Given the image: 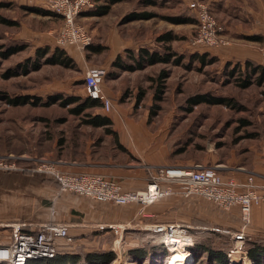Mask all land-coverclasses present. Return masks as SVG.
<instances>
[{
  "label": "rangeland",
  "instance_id": "374dc122",
  "mask_svg": "<svg viewBox=\"0 0 264 264\" xmlns=\"http://www.w3.org/2000/svg\"><path fill=\"white\" fill-rule=\"evenodd\" d=\"M0 1L11 3L10 7L0 8V11L20 21L18 26H0V44L5 47L21 43L26 44L24 50L7 59H2L0 56V154L8 152L14 155L26 153L39 157H45L41 155L47 154L55 157L67 156L68 158L76 156V153L81 151L82 144L89 137V131L92 128L81 124L82 117L71 114L68 110L69 106L64 107L59 103L51 105L30 103L15 106L6 102L2 95L5 93L9 95L27 94L39 97L42 101L58 94L64 96L75 94L85 97L84 80L88 68L100 66L108 58L107 50L115 55L118 48L107 47V50H103L104 52L95 53L86 48V50H78L75 46L60 45L73 58V66L42 64L37 70H30L27 74L5 79L1 75L4 70L15 67L19 62L24 63L35 59L38 48L51 46L53 49V47L59 46L57 36L63 20L58 15L43 14L25 9L24 7L36 6L20 5L18 0ZM154 1H156V5H144V0H121L112 5L113 10L109 15L93 16L89 18V21L82 13L78 17V21L90 30L93 35L92 43L94 46H102L98 44L100 39L112 35L113 39L119 36L124 40H138L139 44L144 43L147 47L158 48L159 46L155 41L158 33L173 29L178 34L180 38L172 42L173 48L178 53L185 55L184 63H190L191 66L187 68L184 65L159 63L147 68L148 76L153 77V79L158 76L161 69L169 70V76L164 80L166 85L164 99L159 102L160 107L158 109L152 106L154 101L150 108L156 111V114L152 115L151 118L158 122L164 121L169 127L167 138L172 149V158L175 160L200 159L208 156L212 150H218L222 156H225L229 154L231 149L238 150L242 145L248 143L249 139L255 138L237 137L246 135L250 131L259 132L260 136H264V83L262 85L253 83L247 88L241 87L239 83L244 79L243 71L237 68L234 74L229 73L233 61L223 62L218 59L216 62L206 65L201 64L200 61L191 63L189 56L195 51H208L209 56L214 54L210 47L196 50L197 48H193L190 44L191 39L196 34V24H175L162 18V16L125 20V16L132 11L146 9L155 11L159 15H177L178 13L187 15L186 7L191 2L190 0ZM40 8L46 9L47 7L40 6ZM99 19L106 21L99 25V22H96ZM104 25H107L105 29ZM131 50L137 53L139 48H132ZM121 56L122 62H130L128 50H124ZM228 63L231 65L227 66ZM115 71L113 68L110 69L104 78V83ZM149 85L146 91L153 93L154 90L155 92L156 81L153 80ZM199 93L209 96L230 97L234 106L203 103L195 106L192 111L186 110L185 107L189 106L188 97ZM146 103L148 102H142V105H148ZM243 120H247L248 124L243 125ZM47 158L50 156L48 155ZM197 224L198 227H203V230L214 233L217 230L216 226L220 227L218 229L220 231H228L226 234L228 237L211 236L212 233L206 234L207 236L201 238L203 243L201 245L215 246L216 248L222 245L228 248L226 251L231 264H255L246 253L248 237L258 236V234H253L250 231L251 221L246 229V237H248L247 239L245 237L243 241L234 240L232 234L237 231V228L242 227V222L239 227L215 224L211 219L203 220ZM137 229L141 228L129 226L128 229H124L122 234L111 233L105 241L99 236L92 238L93 235H88L87 238L83 235H75L69 245L74 249L73 251H80L81 253L89 250H113L116 253V258L110 264H135V258L130 253V249L138 246L134 236ZM184 254L187 255L185 256L186 260L176 262V264H196L200 259L203 260L207 257L206 254L203 255L200 252L196 254L191 250L184 252ZM174 255L173 250L168 251L167 264L175 262L173 261ZM162 259L163 257L158 258L161 262ZM0 264L10 263L0 260Z\"/></svg>",
  "mask_w": 264,
  "mask_h": 264
},
{
  "label": "crops",
  "instance_id": "0c3cea01",
  "mask_svg": "<svg viewBox=\"0 0 264 264\" xmlns=\"http://www.w3.org/2000/svg\"><path fill=\"white\" fill-rule=\"evenodd\" d=\"M207 1L225 25L223 34L229 41L226 45L212 47L214 55L223 62L252 60L264 64V0ZM18 2L20 5L47 7V0ZM93 16L96 15L84 17L90 21L89 18ZM104 21L99 19L96 22L100 25ZM110 36L100 39L98 44L102 45L101 50L95 53H102L107 47L118 48L115 55L107 50L108 58L100 65L106 69V75L111 68L116 70L108 81L102 83L104 93L112 100V107L106 111L102 106L95 112L111 118L109 127L112 131L107 132L105 126L85 125L92 130L76 156H41L49 155L61 161V168L70 172L100 173L121 183L125 190L145 189L158 167L175 164L216 165L224 177H233L241 182L248 174L254 173L257 183L264 184V136L249 139L240 149H231L225 156L218 150H212L208 156L200 159H173L167 138V123L158 122L150 116L154 90L153 93L147 90L140 104L135 105L139 88L147 89L152 82L147 73L149 66L131 71L114 64L116 57L122 55L124 50L137 49L146 44H139L138 40H124L119 36L113 39ZM249 36H260L261 39L253 40ZM86 49L91 51L90 48ZM84 93H87L85 87ZM145 101L148 105L144 106L142 102ZM21 155L28 157L21 161L26 166L24 170H0V246L11 243L13 227L17 224L29 231L50 221L62 222L69 224L73 236L83 235L88 238V235H93L92 238L99 236L104 241L113 232L100 230L101 225L134 226L149 230L148 226L152 223L176 222L188 226L190 230L197 222L207 219L221 225L239 227L241 224L238 206L225 210L203 198L173 194L151 204L141 205L99 202L77 193L60 192L51 176L31 169L36 164L35 159L41 157L26 153ZM251 222V233L264 236V200L253 206Z\"/></svg>",
  "mask_w": 264,
  "mask_h": 264
},
{
  "label": "built area",
  "instance_id": "2783aa9c",
  "mask_svg": "<svg viewBox=\"0 0 264 264\" xmlns=\"http://www.w3.org/2000/svg\"><path fill=\"white\" fill-rule=\"evenodd\" d=\"M94 4V0H48L47 8L59 14L63 20L57 36L59 45L75 46L79 50H84L92 44L93 35L78 21V17ZM190 7L194 9L198 18L196 34L190 41L193 47H218L229 43L223 34L225 26L219 21L208 2L192 0ZM262 51L264 52V46ZM106 73L102 66L89 67L85 75V88L89 96L101 99L103 108L109 111L112 100L104 93L102 87ZM27 158L25 155L11 153L0 155V170H24L26 166L21 161ZM35 162L31 169L55 179L60 192L77 193L99 202L148 205L166 196L179 194L186 198L206 199L225 210L238 206L242 227L232 233L236 241L245 239L252 208L264 200V184L257 183L254 173L248 174L241 182L233 177H224L216 165L160 166L145 189L125 190L121 183L100 173L64 170L59 165L61 161L52 158L41 157L35 159ZM110 227L115 234H122L129 226ZM148 228L163 233V242L169 252L173 249L186 252L193 246V236L189 227L184 224L158 222L150 224ZM60 238L72 240L69 224L50 221L36 230L29 231L23 230L22 225L17 224L13 227L11 243L0 246V260L12 264H26L28 259L53 257L56 253L55 242Z\"/></svg>",
  "mask_w": 264,
  "mask_h": 264
},
{
  "label": "trees",
  "instance_id": "16d2710c",
  "mask_svg": "<svg viewBox=\"0 0 264 264\" xmlns=\"http://www.w3.org/2000/svg\"><path fill=\"white\" fill-rule=\"evenodd\" d=\"M121 0H94V6L83 11L84 15H96V16H104L111 12L112 5L119 2ZM169 1V0H168ZM144 5H156V1L154 0H144ZM11 6L10 2L0 1V8H8ZM189 6V7H188ZM187 15H181V13L169 14V15H159V13L155 11L142 10V11H132L131 13L125 16V20H133L139 18H150L154 16H162V18L175 23V24H183V23H194L198 24V18L194 9L190 7L188 3ZM25 9L35 11L43 14L50 15H58L59 14L51 11L50 9H42L40 7H24ZM212 9V8H211ZM213 10V9H212ZM214 12V11H213ZM81 13V14H82ZM61 17V16H60ZM220 21V20H219ZM221 22V21H220ZM222 23V22H221ZM20 25V21L15 17H11L9 15L4 14L0 11V26H18ZM88 28V27H87ZM89 30V29H88ZM90 31V30H89ZM197 31V29H196ZM180 37L173 29H167L157 34L155 37V41L158 44V48H151L147 46L139 47L137 53L128 50L130 62H122V56L118 55L117 59L114 61V64L120 66L124 70H139L146 68L150 65H155L158 63L163 64H173V65H184L189 68L191 65L184 63L185 55L178 53L172 45V42L178 40ZM248 38L253 40L261 39L260 36H249ZM155 43V42H153ZM92 43L87 48H90L94 52H99L101 50L100 46H94ZM59 45V44H58ZM67 46V45H66ZM26 48V44H15L5 47L0 44V56L2 59H7L10 56L24 50ZM196 50H200L199 48H207L206 46L194 47ZM209 48V47H208ZM212 48V47H210ZM211 51L210 49H207ZM201 51V50H200ZM195 51L189 56L190 62L193 63L195 61H200L201 64H212L218 60L216 55L209 56L208 51L200 52ZM36 57L33 60L25 61L24 63L19 62L15 67H9L4 70L1 75L3 78H11L14 76H19L21 74H27L30 70H37L41 67L42 64H58L66 67H71L74 64V60L68 51L62 46H46L40 47L36 50ZM231 63H228L227 66H230ZM237 68H240L242 74H244V79L239 83L241 87L247 88L253 83L262 85L264 83V64L246 60L245 62H235L233 63L232 69L230 70V74H234ZM169 76L168 69H161L158 76L151 80H155L157 83L156 90L154 92V104L152 105L154 108H159V102L164 99V94L166 92L165 81ZM85 85V80H84ZM86 89V88H85ZM146 89H141L138 92L136 105L140 104L141 100L146 95ZM3 99L11 105H25V104H45L51 105L54 103H59L60 105L67 107L69 106V112L73 115L81 116L82 119L80 123L83 125H90L93 127L105 126V130L107 132L112 131L109 127L111 123V118L102 113H96V109L101 108L103 103L99 98H93L89 96L87 93L85 97L81 95H69L64 96L61 94L53 95L49 97L46 101H42L39 97H34L27 94H15L2 95ZM187 103L189 106H186L185 109L192 111L193 108L197 105L207 103V104H221L225 106H234L230 97L227 96H209L207 94L199 93L188 97ZM156 114V111L151 109L150 116ZM247 120H243V125L248 124ZM260 136L259 132H249L246 135H241L237 138L243 137H256ZM238 140V139H236ZM10 154L8 152L1 153L0 155ZM55 180V179H53ZM57 183V181L55 180ZM58 188L59 184L57 183ZM198 223V222H197ZM199 225H195L194 228L190 229V233L193 236V246L191 247V251L193 253L198 254L199 252L203 255L206 254L205 259H198L199 261L196 264H231L228 259V248L221 247L216 248L215 246H204L201 245L202 237L207 236L208 233H212L211 236L222 237L228 234L227 230L220 231L219 226H216L217 230L214 232H210L208 230H203V227H198ZM101 228V227H100ZM111 230L114 234V231L111 227H104L100 230ZM28 231V230H25ZM218 234H217V233ZM225 232V233H223ZM207 234V235H206ZM72 239L74 236L70 233ZM138 242V246L130 249V253L134 256L135 264H167V256L168 249L166 248L163 242V233L154 232L151 230H142L137 229V233L134 234ZM248 237V236H247ZM246 237V239H247ZM140 244H139V241ZM200 240V241H199ZM70 241L65 238L57 239L55 242L56 245V253L53 257H42V258H32L26 261V264H110L115 258L116 253L111 251H85V253H81L80 251H73L74 249L69 245ZM246 253L248 257L254 261L255 264H264V236L258 235L253 237H248L246 243ZM162 255V256H161ZM159 257H163L162 262L158 260ZM157 258V260H155ZM207 259V260H206ZM10 263V262H9ZM12 264V263H10Z\"/></svg>",
  "mask_w": 264,
  "mask_h": 264
},
{
  "label": "bare ground",
  "instance_id": "6f19581e",
  "mask_svg": "<svg viewBox=\"0 0 264 264\" xmlns=\"http://www.w3.org/2000/svg\"><path fill=\"white\" fill-rule=\"evenodd\" d=\"M173 251L175 253L173 261H175V262H172V264H176V262L178 263V262H182V261L186 260L185 256H187V255L184 254V252L176 251V249H173Z\"/></svg>",
  "mask_w": 264,
  "mask_h": 264
}]
</instances>
